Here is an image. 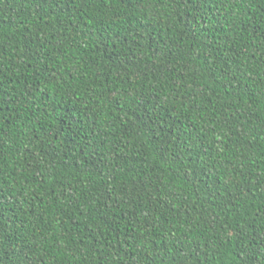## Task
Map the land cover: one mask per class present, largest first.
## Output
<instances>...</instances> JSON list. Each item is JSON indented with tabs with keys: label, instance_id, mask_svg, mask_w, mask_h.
I'll return each mask as SVG.
<instances>
[{
	"label": "trees",
	"instance_id": "1",
	"mask_svg": "<svg viewBox=\"0 0 264 264\" xmlns=\"http://www.w3.org/2000/svg\"><path fill=\"white\" fill-rule=\"evenodd\" d=\"M0 264H264V0H0Z\"/></svg>",
	"mask_w": 264,
	"mask_h": 264
}]
</instances>
